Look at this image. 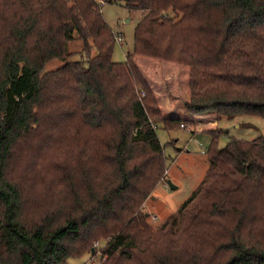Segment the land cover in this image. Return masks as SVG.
<instances>
[{"label": "trees", "instance_id": "1", "mask_svg": "<svg viewBox=\"0 0 264 264\" xmlns=\"http://www.w3.org/2000/svg\"><path fill=\"white\" fill-rule=\"evenodd\" d=\"M104 3L146 12L124 62ZM0 20V264H68L99 242L102 264H264L262 136L212 134L176 213L153 229L139 211L165 173L156 126L193 123L163 114L135 60L187 67L189 114L264 120V0H18Z\"/></svg>", "mask_w": 264, "mask_h": 264}, {"label": "rangeland", "instance_id": "2", "mask_svg": "<svg viewBox=\"0 0 264 264\" xmlns=\"http://www.w3.org/2000/svg\"><path fill=\"white\" fill-rule=\"evenodd\" d=\"M18 0H0V17L8 15L16 7ZM101 13L106 24L116 36L112 51L114 62H124L128 53L134 50V31L145 16L142 10L128 9L123 3H104ZM1 28V20H0ZM121 39L118 40L117 38ZM80 42L69 44L73 53L70 60H85L81 54ZM94 51L91 50L90 55ZM153 94L158 98L165 116L174 108L172 116L186 117L192 125L184 124L167 131L162 124L156 126L157 136L166 157L164 175L143 199L139 211L147 214V222L154 229L176 213L178 208L191 196L203 178L208 167L207 151L212 134L218 136V147L222 148L230 139L252 141L264 137V120L258 116L237 115L232 119L219 118L209 111L199 115L187 113L183 103L189 98L188 68L169 62L135 56ZM63 63L52 61L43 72L52 71ZM186 113V114H184ZM168 181L175 187L169 186ZM103 245L99 242L96 253H86L80 258H70L68 264H102L98 251Z\"/></svg>", "mask_w": 264, "mask_h": 264}, {"label": "crops", "instance_id": "3", "mask_svg": "<svg viewBox=\"0 0 264 264\" xmlns=\"http://www.w3.org/2000/svg\"><path fill=\"white\" fill-rule=\"evenodd\" d=\"M173 110H175L174 108H171V111H169V113L168 114H170L169 116H172L173 114H175L174 112H173ZM184 114H186V113H184Z\"/></svg>", "mask_w": 264, "mask_h": 264}, {"label": "water", "instance_id": "4", "mask_svg": "<svg viewBox=\"0 0 264 264\" xmlns=\"http://www.w3.org/2000/svg\"><path fill=\"white\" fill-rule=\"evenodd\" d=\"M168 184H169L170 187L175 188V187L170 183V181H168ZM93 251H94V248L91 249V252H92V253H93Z\"/></svg>", "mask_w": 264, "mask_h": 264}, {"label": "built area", "instance_id": "5", "mask_svg": "<svg viewBox=\"0 0 264 264\" xmlns=\"http://www.w3.org/2000/svg\"><path fill=\"white\" fill-rule=\"evenodd\" d=\"M117 39H118V40H120L121 38H120V37H118ZM181 126H182V127H184V125H183V124H181ZM97 246H98V243H96V244L94 245V247H97Z\"/></svg>", "mask_w": 264, "mask_h": 264}]
</instances>
